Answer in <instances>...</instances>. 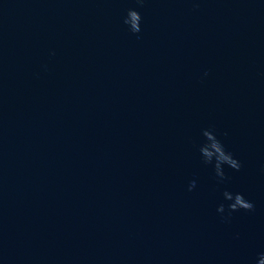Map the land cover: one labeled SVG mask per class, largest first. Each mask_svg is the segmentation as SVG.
<instances>
[{
	"label": "water",
	"instance_id": "95a60500",
	"mask_svg": "<svg viewBox=\"0 0 264 264\" xmlns=\"http://www.w3.org/2000/svg\"><path fill=\"white\" fill-rule=\"evenodd\" d=\"M262 257L264 0H0V264Z\"/></svg>",
	"mask_w": 264,
	"mask_h": 264
},
{
	"label": "clouds",
	"instance_id": "9594fccd",
	"mask_svg": "<svg viewBox=\"0 0 264 264\" xmlns=\"http://www.w3.org/2000/svg\"><path fill=\"white\" fill-rule=\"evenodd\" d=\"M143 0H137V3H142ZM141 16L135 10H129L127 17L124 20V24L128 26L132 34H138L141 31ZM207 75V73H205ZM202 135L205 138V143L200 147L199 151L203 159V163L208 165L211 164L214 167L216 176L220 178L221 181L225 179V174L223 167L227 166L235 171H239L241 168L240 163L233 158L232 154L226 152L223 144L217 139L216 135L212 131L205 130ZM196 187V182L192 181L189 185L188 191H192ZM224 199L230 201L228 205V216L226 219L231 218L233 212L245 211L252 212L254 210V205L246 201L243 195L237 193L233 195L232 193L225 191L223 193ZM219 213H224V205H220L217 209ZM260 264H264V257L260 259Z\"/></svg>",
	"mask_w": 264,
	"mask_h": 264
}]
</instances>
